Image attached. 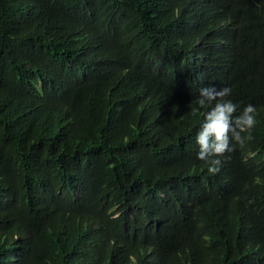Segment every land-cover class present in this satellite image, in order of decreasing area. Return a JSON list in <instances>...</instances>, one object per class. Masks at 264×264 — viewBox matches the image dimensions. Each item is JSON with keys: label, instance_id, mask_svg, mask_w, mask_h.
I'll list each match as a JSON object with an SVG mask.
<instances>
[{"label": "trees", "instance_id": "obj_1", "mask_svg": "<svg viewBox=\"0 0 264 264\" xmlns=\"http://www.w3.org/2000/svg\"><path fill=\"white\" fill-rule=\"evenodd\" d=\"M0 264H264V0H0Z\"/></svg>", "mask_w": 264, "mask_h": 264}]
</instances>
